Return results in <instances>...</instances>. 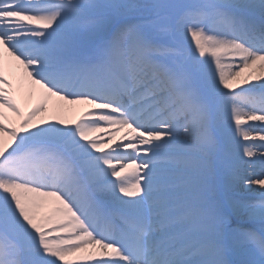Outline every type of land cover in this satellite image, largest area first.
Here are the masks:
<instances>
[{
    "label": "snow or ice",
    "instance_id": "1",
    "mask_svg": "<svg viewBox=\"0 0 264 264\" xmlns=\"http://www.w3.org/2000/svg\"><path fill=\"white\" fill-rule=\"evenodd\" d=\"M0 264H264V0H0Z\"/></svg>",
    "mask_w": 264,
    "mask_h": 264
},
{
    "label": "bare ground",
    "instance_id": "2",
    "mask_svg": "<svg viewBox=\"0 0 264 264\" xmlns=\"http://www.w3.org/2000/svg\"><path fill=\"white\" fill-rule=\"evenodd\" d=\"M35 102H36V97H32L31 99H28V98L25 96L24 98L21 99V105H22V107L25 108V110H26L28 107H30V105H31L32 103H35ZM51 106H52V102H50V104H49V108H50V110H51ZM83 107H84V106H77V107H76V110H74V111H80ZM69 112H73V111H69ZM69 112H67V113L64 114L65 117H66V115H67ZM98 135H99V134H98ZM119 136H120V134H117V140L119 139ZM256 171L258 172V171H259V168H257ZM256 187H258V186H257V185H253V188H256ZM242 191H244L242 188L237 189V193H238V195H239V193L242 192ZM247 198H252V197H247ZM247 198H246V199H247ZM44 211H45V212L50 211V208H45Z\"/></svg>",
    "mask_w": 264,
    "mask_h": 264
},
{
    "label": "rangeland",
    "instance_id": "3",
    "mask_svg": "<svg viewBox=\"0 0 264 264\" xmlns=\"http://www.w3.org/2000/svg\"><path fill=\"white\" fill-rule=\"evenodd\" d=\"M69 116H70V115H68L67 119H69Z\"/></svg>",
    "mask_w": 264,
    "mask_h": 264
}]
</instances>
